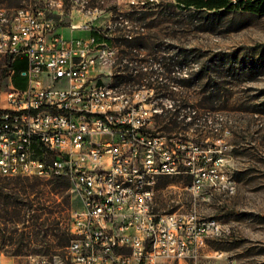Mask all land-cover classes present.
I'll return each mask as SVG.
<instances>
[{"label":"rangeland","instance_id":"1","mask_svg":"<svg viewBox=\"0 0 264 264\" xmlns=\"http://www.w3.org/2000/svg\"><path fill=\"white\" fill-rule=\"evenodd\" d=\"M96 5L92 27L109 33L116 56L91 70V77L117 87L134 104L159 108L145 128L149 134L212 148L236 180L229 195L210 186L196 194L184 174L160 178L157 210H197L224 227L186 264H264V14L198 11L176 0H90L89 7ZM49 14L64 26L90 17L71 4L62 16ZM26 66L25 58L15 63L18 87L26 85L20 75ZM7 77L0 71V89ZM79 205L70 176L0 177V264H32V257L71 264L72 213Z\"/></svg>","mask_w":264,"mask_h":264},{"label":"built area","instance_id":"2","mask_svg":"<svg viewBox=\"0 0 264 264\" xmlns=\"http://www.w3.org/2000/svg\"><path fill=\"white\" fill-rule=\"evenodd\" d=\"M39 1L36 8L0 5V71L8 74L0 89V177L67 175L76 182L71 264H186L197 258L207 238L223 232L222 223L197 210H157L158 184L187 170L190 191L210 186L229 194L236 181L226 178L222 158L192 139L172 144L166 135L149 134L145 128L159 108L134 104L91 77L116 56L109 33H93L98 5ZM67 4L88 12V20L71 23L88 34L57 31L49 11L62 16ZM22 58L26 85L18 87L15 63ZM32 264L48 261L32 257Z\"/></svg>","mask_w":264,"mask_h":264},{"label":"trees","instance_id":"3","mask_svg":"<svg viewBox=\"0 0 264 264\" xmlns=\"http://www.w3.org/2000/svg\"><path fill=\"white\" fill-rule=\"evenodd\" d=\"M178 4L198 11L208 10L212 12H225L234 9L251 11L254 13L264 14V0H176ZM101 29H93V33L99 36ZM111 41V38H109ZM117 81L119 75H116ZM6 213H10V208L5 209ZM71 239V238H70Z\"/></svg>","mask_w":264,"mask_h":264},{"label":"bare ground","instance_id":"4","mask_svg":"<svg viewBox=\"0 0 264 264\" xmlns=\"http://www.w3.org/2000/svg\"><path fill=\"white\" fill-rule=\"evenodd\" d=\"M153 5V4H152ZM147 8V7H146ZM106 99H113V92H106ZM222 171H224V174L226 175V178H233L230 173H228L225 168H223L222 166ZM187 175V170H177V175L180 176V175ZM233 181H236L234 178H233ZM237 190V184H234V188H231L229 189V195H232L236 192Z\"/></svg>","mask_w":264,"mask_h":264},{"label":"crops","instance_id":"5","mask_svg":"<svg viewBox=\"0 0 264 264\" xmlns=\"http://www.w3.org/2000/svg\"><path fill=\"white\" fill-rule=\"evenodd\" d=\"M57 31L60 32V33H62L63 35H66V36L75 35L74 33H75L76 31H78L79 34H80V33L83 34V31H82V30H79V29H77V30H73L72 27H71V25L64 26V25H61V24H59V23H58V25H57ZM79 34H77V35H79Z\"/></svg>","mask_w":264,"mask_h":264}]
</instances>
